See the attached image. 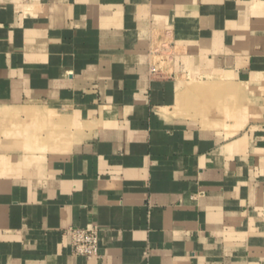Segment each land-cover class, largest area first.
<instances>
[{
  "label": "crops",
  "instance_id": "crops-1",
  "mask_svg": "<svg viewBox=\"0 0 264 264\" xmlns=\"http://www.w3.org/2000/svg\"><path fill=\"white\" fill-rule=\"evenodd\" d=\"M0 20V264H264V0ZM89 224L100 258L72 251Z\"/></svg>",
  "mask_w": 264,
  "mask_h": 264
},
{
  "label": "built area",
  "instance_id": "built-area-1",
  "mask_svg": "<svg viewBox=\"0 0 264 264\" xmlns=\"http://www.w3.org/2000/svg\"><path fill=\"white\" fill-rule=\"evenodd\" d=\"M2 0H0V12ZM2 22L0 20V28ZM71 235L72 251L75 255L85 256L87 258H100V239L101 229L95 224H89L85 227H70L68 229Z\"/></svg>",
  "mask_w": 264,
  "mask_h": 264
}]
</instances>
